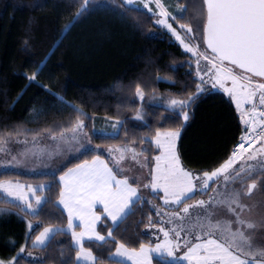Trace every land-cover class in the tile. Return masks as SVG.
Wrapping results in <instances>:
<instances>
[{
	"label": "trees",
	"instance_id": "16d2710c",
	"mask_svg": "<svg viewBox=\"0 0 264 264\" xmlns=\"http://www.w3.org/2000/svg\"><path fill=\"white\" fill-rule=\"evenodd\" d=\"M172 1L184 4L185 9L176 11L172 3L171 14L179 22L188 21L199 39L203 0ZM81 8L82 0H0V132L57 130L79 116L93 144L100 148L135 141L134 145L144 146L152 159L159 151L151 142L155 133L179 129L180 160L188 170L208 172L226 161L245 129L240 116L225 92L200 82L196 59L156 22V14L122 0H90L83 12ZM33 74L35 81L29 79ZM137 85L145 93L142 101L135 95ZM198 86L205 91L184 108L189 114L184 121L180 107L170 108L168 102L187 100L197 93ZM137 111L143 120L135 119ZM105 118L120 121L117 131L93 132L95 120ZM99 152L88 150L51 173L0 172V181L16 179L42 186L37 193L45 197L37 213H32L0 192L2 259L15 264H77L72 236L64 230L68 217L58 204L59 177ZM199 196L197 193L196 198ZM152 198L162 205L161 194L154 193ZM133 213L117 225L102 216L98 231L106 236L111 230L114 241L84 242L102 264H116L111 253L118 243L129 248L155 243L148 218L156 226L163 218L156 215L147 199L135 205ZM41 224L63 231L54 234L45 246L35 247L32 243L43 229L37 231ZM152 261L183 264L157 256Z\"/></svg>",
	"mask_w": 264,
	"mask_h": 264
},
{
	"label": "snow or ice",
	"instance_id": "6c2138e0",
	"mask_svg": "<svg viewBox=\"0 0 264 264\" xmlns=\"http://www.w3.org/2000/svg\"><path fill=\"white\" fill-rule=\"evenodd\" d=\"M89 2L90 0H82L81 12L88 7ZM124 2L132 5L137 0H124ZM140 2L149 11H151L149 3L153 2L160 9L156 15L162 19L156 22L167 27L183 45L185 51L198 57L196 59L198 75L200 60L209 62L210 66L205 70V75L212 82V87L221 88L235 100L237 108L241 110V118L250 132L246 131L240 138L242 142L219 167L196 175L185 170L181 165L177 151L180 130L157 131L151 142L161 150V153L154 157L155 167L149 173L151 181L143 187L154 192L162 190L164 204L174 206L170 214L165 213L170 215L167 223H173V218L181 223L170 230L160 227L159 230L164 234L162 243H156L154 246L141 243L138 248H129L124 243H118L111 255L126 258L133 264H152L153 254L187 261L188 264H264V231H262L264 230V199L255 204L243 202L245 198H252L257 191L264 196V187L261 186V180L264 179V144L256 151H251L254 144L264 141V111L258 110V104L264 105V82L257 83L253 79L264 78V0H203V32L212 56L201 52L199 45L194 43V38L193 42H185L180 32L168 23L171 13L164 8L161 0H140ZM180 10L184 11L182 5ZM81 12H78L77 16ZM171 18L178 23L180 29L185 30L186 34L193 32L189 24L179 23L175 16ZM225 62L242 71L237 73L233 67L226 66ZM199 78L202 83H206L204 76ZM29 79L35 81L36 75L33 74ZM227 81H231V87L226 86ZM203 91H205L204 87L198 86L197 93L188 96L187 100L170 99L169 107L179 106L183 120L187 121L189 114L184 108L190 106V103ZM135 95L141 101L144 99V90L139 85L135 87ZM244 104H250L251 108L245 110ZM135 119L143 120L141 112L137 111ZM116 124H120V121H116ZM113 128L115 129L116 125H113ZM45 134L54 143L51 152L47 151L48 146L40 144V137ZM252 134L255 135L254 139ZM87 136L85 121L78 116L69 126L57 130L48 128L34 133L20 130L0 132V153H8V144L15 141L32 145L22 155L38 156L47 152L51 156L54 153L58 154L62 146L80 145V138L86 139ZM20 137L24 138L21 140ZM250 140L252 142L246 148L245 144ZM134 143L135 141H130L124 146L107 149L112 156L115 172L113 167H109L108 162L97 155L91 161L85 160L75 168H70L59 178L63 183L59 203L67 209V230L71 232L76 245L75 260L82 264H102V259L95 255L91 248L84 246L85 239L102 243H107L109 239L115 240L111 230L107 231L106 236L96 230V224L101 217L93 211L94 206L97 203L102 204L106 217L113 225H117L130 214H134V206L144 199L139 193L140 184L137 177L127 175L122 178L117 177L118 173L125 172V168L121 167L125 160L134 161L141 168L148 166L144 151L132 147ZM15 159L16 157H13V160ZM248 161H258L261 170L259 175H253L257 165L249 164ZM237 164H241V167L237 168ZM24 189L25 185L18 182H0V192L13 200L20 201L30 212L37 213L43 198L37 195V188L31 185L27 186V192ZM197 192L207 196V199L197 200ZM29 193L34 197L36 208L33 207V199L30 198ZM193 200L194 203H189ZM220 207L234 219L217 218L219 213L216 209ZM160 211L158 210L156 215L159 216ZM254 211L259 219L250 218ZM244 213H248L249 217H245ZM74 219L81 222L79 226L83 227V231H75L77 225H74ZM148 219L149 226L156 227L152 224L150 216ZM186 220L189 221L187 225L183 223ZM40 227H43V231H39L35 236L34 245L45 246L54 234L63 231L60 228L44 227L42 224L37 226V231ZM28 228L33 229L31 222L28 223ZM182 232L188 235L198 233L194 238L201 242L193 244L191 240H185L183 247L186 251L182 256H177L176 252L181 248ZM257 233L260 235L259 240ZM204 236L208 238L204 239ZM24 251V248L20 249L21 253ZM28 255L32 254L29 252ZM0 264L5 262L0 260ZM8 264H15V261H9ZM116 264H122V261L118 260Z\"/></svg>",
	"mask_w": 264,
	"mask_h": 264
},
{
	"label": "rangeland",
	"instance_id": "374dc122",
	"mask_svg": "<svg viewBox=\"0 0 264 264\" xmlns=\"http://www.w3.org/2000/svg\"><path fill=\"white\" fill-rule=\"evenodd\" d=\"M122 1H124V0H122ZM161 3L163 4L164 8L169 13H172L173 6L169 3L168 0H161ZM175 3L176 4H174V5H177L179 2L176 1ZM127 5H129V4H127ZM180 5H182L183 8L185 9V5L184 4L179 3V7H181ZM132 6H138V7L145 8L143 6V4L140 2V0H137V2L135 4H132ZM149 8L155 14L160 11V9L156 6V4L154 2L153 3H149ZM146 9H148V8H146ZM156 16H157V20L158 19H162V17H159L158 15H156ZM171 16H175V15L171 14ZM171 16L168 17V23L172 24L173 28H176L177 31L180 32L181 36L185 38V42L186 43L193 42V38H194V43L196 45H199V48H200L201 52H204V53H206L209 56L213 55L207 48H205L206 46L204 44V37H203V33L204 32L203 31H202V35L199 36V39L196 37L194 32H192L191 34H186L185 30L180 29L178 23L176 21H174L171 18ZM187 22L188 21L179 22V23H186L187 24ZM195 23L198 24L199 23L198 20L196 22V19H195ZM160 25L165 27L163 24H160ZM202 26L204 27V23H202ZM165 28L169 32H171L167 27H165ZM172 35H173V33H172ZM192 56H193L194 59L198 58V57L194 56L193 54H192ZM225 64L228 67H233L234 68V66H232L230 64H227V63H225ZM209 66L210 65H209L208 61H205V60L201 59L200 60V64H199V75L197 74L198 66L196 67V75H197L198 78H199V76H204V81L206 82L204 84L212 85V82L209 80V77L207 75H205V70ZM234 70L237 73H239L241 71V70L235 69V68H234ZM200 82H201V80H200ZM226 86L227 87H231L232 86L231 81H227L226 82ZM95 121L97 122L98 120H95ZM116 121L117 120H111V119H108V118L101 119L100 122L98 121L99 123L95 122L94 125H92L91 130L93 132L100 133V134H114L117 131V128L119 126V124L118 125L116 124ZM113 125H116L115 129L113 128ZM87 133H88V129H87ZM23 138L24 137H20L19 139L22 140ZM29 139H31L30 136H29ZM40 144H41V146H48V148H47L48 152L53 151L54 143L51 140H49L47 136L43 135L42 137H40ZM262 144H264V141H262L260 143H256L253 146V149L251 151H256V149L260 148ZM31 147H32L31 144L25 145V144H22V143H17L15 141L10 142L8 144L9 152L8 153H0V172L2 170H13V171L24 173V174H46V173H51V172H55V171L59 170L61 167L65 166L70 160L80 157L84 152H86L88 150L95 149V150H98L100 152L101 151H103V152L106 151L107 152V148H105V147L100 148V147L95 146L94 144L92 145V143H91V141L89 139V135L87 136L86 139L84 137L80 138V145L73 144V145H70V146H67V145L62 146V148H61V150L59 151L58 154L54 153L51 156H49L47 154V152H45V154H43V155H38V156H31V155L25 156V155H22V153H24L26 149L31 148ZM13 157H16V159L13 160ZM241 163H243V162H241ZM134 164H135V162L131 161V166H133ZM255 165H257V170L261 172V170H260V168L258 166V161H255ZM260 172H258L257 174H260ZM5 181H12L13 183H16V181H18V180H16V179H14V180H2L0 182H5ZM28 185H31V184H27L25 186V189H24L25 192L28 191V189H27ZM33 187L37 188V190H38L42 186L34 185ZM146 193H147V190L144 189L143 190V196L146 195ZM37 195H39V194L37 193ZM29 196H30L31 199H33V207L36 208L37 206H36V204L34 202V197H31L30 193H29ZM41 197L43 198V201H44L45 197L43 195H41ZM8 198L13 200L10 197H8ZM262 199H264V197L261 196L259 191H257V192H254L252 198H250V199L249 198H245L243 202L244 203H249V204H255V203H257L258 201H260ZM14 201H17V200H14ZM43 201H42V203H43ZM168 207H173V206L169 205ZM216 211L219 213V216L217 218H221V219L232 218V219H234V217H230L226 213L225 209L222 208V207L217 208ZM244 216L245 217H249V214L248 213H244ZM160 217L165 219L163 221L164 224H165V228H164L165 230H170L173 227H175L177 224L181 223L180 221H177L174 218H173V220H174L173 223H167V221L170 218V215H165L164 212L160 213ZM250 218L259 219V217L256 215L255 211L251 214ZM183 223H185V225H187L189 223V221L186 220ZM234 227H235V225H234ZM159 229H160V227H159ZM262 231H264V230H262ZM158 233L161 234V235L158 236L157 239H155V242L156 243H162V241L164 240V234L160 230H158ZM196 234H198V233H193V235H188L186 232H182L181 233V236H180L181 248L176 252L177 256H182L184 254V252L186 251V249L183 247V244H184L185 240H191V242L193 244L201 242V241H198V240H196L194 238V236ZM203 238L207 239L208 237L204 236ZM259 239H260V235H259V233H257V240H259ZM167 259L169 260L170 258H167ZM0 260H3L5 262V264H8V262H9L8 260H4L1 257H0ZM183 262L188 264V262H186V261H183Z\"/></svg>",
	"mask_w": 264,
	"mask_h": 264
},
{
	"label": "crops",
	"instance_id": "0c3cea01",
	"mask_svg": "<svg viewBox=\"0 0 264 264\" xmlns=\"http://www.w3.org/2000/svg\"><path fill=\"white\" fill-rule=\"evenodd\" d=\"M169 1V3L172 5V3H173V1L172 0H168ZM173 6H175V8H176V11H178L179 9H180V7H177L176 5H174V3H173ZM179 8V9H178ZM218 89H220L221 91H223L221 88H219V87H217ZM224 92V91H223ZM225 94L231 99V101H232V103H233V105L235 106V108H236V111H237V113L239 114V116H240V119H241V121H242V123H243V126H244V130H246V129H248L247 128V126L244 124V122H243V120H242V118H241V116H242V113H241V110L240 109H238L237 108V106H236V102H235V100H233L226 92H225ZM243 108L245 109V110H248V109H250L251 108V105L250 104H244L243 105ZM243 130V131H244ZM164 131H168V130H164ZM161 132H163V131H161ZM89 135V134H88ZM180 137H181V132H180ZM180 137H179V139H178V141H177V151H178V154H179V140H180ZM89 139H90V141H91V143H92V145H93V142H92V140H91V138H90V136H89ZM124 145H126V143H123V144H118V145H111V146H108V147H105V148H110V147H113V146H124ZM132 147H136L137 148V150L138 151H144V155L147 157V159H148V166L147 167H144V168H141V167H139V166H137L136 165V163L133 165V166H131V161L130 160H125L123 163H122V165H121V167H123V168H125V172L124 173H118L117 174V177L118 178H122V176H124V175H127V176H129V177H137L138 178V180H139V184H140V189H139V193H140V195H141V197H143L144 199H147V200H149L150 201V203H151V205L153 206V208L154 209H156V211H158V210H161L160 211V213L161 212H164V213H170L171 211H169V210H166L165 208H167L169 205H165L164 204V202H163V192H162V190L161 191H157V192H154V191H152L151 189H149V188H145V187H143V185L144 184H147V183H150V181H151V176L149 175V173L152 171V170H154V167H155V161H154V157L155 156H157V155H160V153H161V150L159 149V151H158V153L152 158V159H150L149 158V154H148V150L144 147V146H139V145H131ZM253 149V147L251 148V150ZM92 150V149H91ZM99 152V151H98ZM100 154H98L100 157H101V159H103V160H105L106 162H108V164H109V167H113V164H112V156H110L109 155V153L108 152H103V151H101V152H99ZM95 156H97V155H95ZM94 156V157H95ZM93 157V158H94ZM179 157H180V154H179ZM93 158H91V159H89L88 161H91ZM84 161H82V162H80V163H83ZM180 162H181V160H180ZM80 163H78V164H80ZM249 164H254L255 165V161H249L248 162ZM77 165V164H76ZM76 165L75 166H72V167H70V168H75L76 167ZM181 165H182V167H184L185 168V170H188L183 164H182V162H181ZM220 166V165H219ZM218 166V167H219ZM236 167L237 168H239V167H241V164H237L236 165ZM70 168H68L67 170H65L60 176H62V175H64L65 174V172H67ZM217 168V167H216ZM215 169V168H214ZM213 169V170H214ZM3 171V170H2ZM113 171L115 172L116 171V169H115V167H113ZM188 171H190V170H188ZM192 172V171H191ZM208 172H210V171H208ZM258 172H260V171H258L257 169H256V172H254L253 173V175L255 176V175H259V174H257ZM194 174H196V175H200V174H202V173H197V172H193ZM60 178V177H59ZM9 180V179H8ZM263 180L264 179H262L261 180V186H262V182H263ZM2 181V180H1ZM59 181H60V179H59ZM15 182V181H14ZM16 182H18V183H20V184H22V185H27V184H25V183H22V182H20V181H16ZM130 182H131V180H130ZM60 184H61V191H63V183L60 181ZM31 186H34V185H31ZM37 186V185H36ZM135 186V185H134ZM211 186V185H210ZM237 186H239V185H237ZM39 188V187H38ZM42 188V187H41ZM144 189H146L147 190V193H146V195H144L143 196V190ZM161 194V201H162V205H159L157 202H155L154 200H153V198H152V195L153 194ZM197 193H199V192H197ZM4 194V193H3ZM40 196H41V194H39ZM264 197V196H263ZM152 198V199H151ZM197 200L198 199H207V196H205V195H201V196H199L198 198H196ZM59 200H60V198H59ZM59 200H58V204H59V206L65 211V213H66V215H67V217H68V212H67V209H65L64 207H63V205H61L60 203H59ZM195 201H193V202H191V203H194ZM164 208H163V207ZM174 207V206H173ZM103 205L102 204H100V203H97L95 206H94V208H93V211L96 213V215H99L101 218H102V216H106V214L103 212ZM109 219V218H108ZM110 220V219H109ZM165 219H163V220H161L162 222L164 221ZM101 221V220H100ZM100 221H98L97 222V224H96V230L98 231V226H99V223H100ZM110 222H111V220H110ZM161 222V224H159V225H157L156 227H150L149 228V232L151 233V235L153 236V238L154 239H157V237L158 236H160L161 234H159L158 233V230H159V227H163V228H165V224H164V222L162 223ZM73 223H74V225H77V227H75V231H77V232H80V231H83V227L82 226H79L80 224H81V222L79 221V220H77V219H74L73 220ZM47 227H54V228H59V227H57V226H47ZM61 229V228H60ZM64 230L66 231V232H68V233H70L71 234V232H69L68 230H67V226L64 228ZM41 231H43V229L41 230ZM99 232V231H98ZM39 234V233H38ZM37 234V235H38ZM72 236V235H71ZM35 239V238H34ZM34 241V240H33ZM72 241H73V239H72ZM85 241H89V240H87V239H85ZM84 241V242H85ZM163 242V241H162ZM33 244V243H32ZM156 244V242L154 243V244H151V245H155ZM73 245L76 247V245H75V243H74V241H73ZM33 246H35V247H42V246H39V245H34L33 244ZM153 256H157L156 254H153ZM113 257V259H115V260H119V261H122V263H124V264H133V262L132 261H128L126 258H119V257H115V256H112ZM157 257H160V256H157ZM162 258H164V259H166V260H168L167 258L168 257H162ZM171 259V258H170ZM168 260V261H171V262H175V263H183V264H187V263H185V262H183L182 260H173V259H171V260ZM77 262V264H82V262H78V261H76ZM187 262V261H186ZM152 264H153V261H152Z\"/></svg>",
	"mask_w": 264,
	"mask_h": 264
},
{
	"label": "built area",
	"instance_id": "2783aa9c",
	"mask_svg": "<svg viewBox=\"0 0 264 264\" xmlns=\"http://www.w3.org/2000/svg\"><path fill=\"white\" fill-rule=\"evenodd\" d=\"M254 81L257 82V83H261V82H264V79L257 78V79H254ZM258 96H259V93L257 94V104H258ZM258 110L264 111V105H259V104H258ZM246 131H247V132H250V129L248 128V129H246V130H244V131L242 132V134L240 135L238 141H237L236 144L234 145L233 150L236 148V146H237L239 143L242 142L240 138H241L243 135H245ZM254 138H255V135L252 134V139H254ZM251 142H252V141L250 140L249 143H246V144H245V147H246V148L249 147V144H250ZM254 145H255V144H254ZM254 145H253V146H254ZM253 146H252V147H253Z\"/></svg>",
	"mask_w": 264,
	"mask_h": 264
},
{
	"label": "water",
	"instance_id": "95a60500",
	"mask_svg": "<svg viewBox=\"0 0 264 264\" xmlns=\"http://www.w3.org/2000/svg\"><path fill=\"white\" fill-rule=\"evenodd\" d=\"M203 37H204V33H203ZM204 44H205V46H206V48H207V43H206V41H205V38H204ZM208 49V48H207ZM210 52H211V50L210 49H208ZM225 63H227L228 64V62H225ZM242 71V70H241ZM264 79V78H263Z\"/></svg>",
	"mask_w": 264,
	"mask_h": 264
}]
</instances>
